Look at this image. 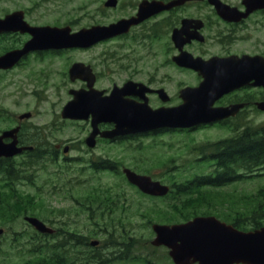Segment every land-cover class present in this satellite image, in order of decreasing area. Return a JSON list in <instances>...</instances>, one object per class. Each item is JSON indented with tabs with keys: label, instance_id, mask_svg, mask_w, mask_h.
Returning <instances> with one entry per match:
<instances>
[{
	"label": "rangeland",
	"instance_id": "374dc122",
	"mask_svg": "<svg viewBox=\"0 0 264 264\" xmlns=\"http://www.w3.org/2000/svg\"><path fill=\"white\" fill-rule=\"evenodd\" d=\"M103 2L104 0L51 1L39 9L38 12L42 14L40 21H53L58 17L62 23L73 21L79 30L115 20L128 13L119 9L105 15ZM1 7L9 8V1L1 0ZM105 48L104 43L87 50L48 57L43 64H34L33 69L50 70H46L51 75L50 82L56 84L57 88L47 92H36L32 82L23 78L22 70L5 74L0 80V133L15 127L17 117L30 111L33 116L24 121L23 138L30 140L32 145L49 151L55 144L61 143L62 146L64 142L71 140L75 144L70 153L55 155V161L52 158L40 160L28 171L27 180L18 184V195L33 196L41 208L35 214L27 212L12 221L0 222V228L4 230L3 235H0V260L3 264H22L33 256V246L40 243V237H36L37 232L25 221V216L38 217L48 226L75 233L77 237L87 235L88 242L99 240L100 245L96 250L103 255L126 252L125 245H114L113 242H127V234L130 235L136 245L130 246L128 254L137 256V262L115 261L111 264H145L143 261L150 264H173L168 249L157 248L150 243L155 236L153 223L167 224L159 222L155 217L158 214L152 212V209L156 205L166 208L171 199H153L142 195L121 174L110 171L96 173L90 168V160L97 162L100 160L98 156H105V161L113 160L119 166L135 168L140 173H148L147 175L171 186L174 182L192 178L196 173L211 174L213 165L210 167V163L200 161L203 157L200 150L202 146L220 140L225 135L224 130H198L188 134L168 132L105 143V146L92 152L82 144L88 124L63 120L60 113L63 106L72 99L69 90L80 87L79 83L72 84L65 76L75 60L89 63L100 72L98 89H107L111 83L124 78L118 70V65L122 64L118 63V59L114 60L115 66L105 60ZM67 59H70L71 64L67 65ZM173 86L175 87L169 86L171 92ZM263 120L264 115H258L251 127L264 126ZM24 159L28 158L18 156L14 161L21 163ZM261 187H264V171L260 176L222 188H204L201 197L204 199L199 201L201 204L197 209L200 213L207 212L229 222L228 219L233 220L237 212L248 213L247 209L253 208L248 203ZM105 191L110 200L105 201ZM17 210L23 212V209ZM248 216L247 214L242 221L250 224ZM105 225L106 230L113 229V235H107ZM62 239L60 234L55 238H41L44 244H55ZM76 248L81 252L79 261L80 258H86V264H90L91 248L88 245Z\"/></svg>",
	"mask_w": 264,
	"mask_h": 264
},
{
	"label": "flooded vegetation",
	"instance_id": "af4514ba",
	"mask_svg": "<svg viewBox=\"0 0 264 264\" xmlns=\"http://www.w3.org/2000/svg\"><path fill=\"white\" fill-rule=\"evenodd\" d=\"M8 1L9 8H0V19L16 17L19 21H25L30 27H69L71 32L78 31L73 21L62 23L58 17L53 21H40L42 14L38 12L39 9L44 4L56 0ZM109 1L104 0L103 2L102 9L105 10V15L107 12L119 9L126 10L128 13L115 20L102 23L105 26H110L122 19L137 18L143 3H159L155 4L156 9L150 13L149 17L131 26L127 32L107 38L98 44L105 43V60L108 63L110 61L115 66L114 60L116 59L118 63H122L118 65V70L124 76L119 82L111 83L109 88L102 89L105 95H109L116 88L129 89L130 95H125V98L129 100L140 103L146 97L147 103L153 109L169 108L182 103L181 91L183 89L199 86L202 81H206L205 76H207L208 79L221 83L228 90L216 99L213 108L227 109L226 112L229 115L194 130H224L225 135L218 140L219 143H223L221 146L229 145L244 134L252 133L251 124L255 122V118L258 115H264V110L260 108L261 105L264 106V2L262 0L251 2L221 0V3L215 0H184L181 2L176 0H115L114 5H108ZM58 11L62 13L60 9ZM32 38L30 33L21 30L0 33V49L3 48L0 50V56L9 51L22 49ZM77 50L83 49L30 51L24 54L12 68L0 69V80L5 74L22 70L23 78H28L32 82L36 92L56 89V84L50 82L51 75L47 72L50 71L48 68L46 71L32 67L34 64H43L48 57L60 56ZM66 63L71 64L70 59H67ZM76 63L78 62L75 60L70 65L65 76L72 84L79 83L80 87L70 89L69 95L71 91L87 89L86 82L80 78L73 79L70 75V69ZM91 67L95 74L94 86L98 89L101 74L95 67L92 65ZM42 80L43 83H40ZM172 85L175 87L173 86L171 92L169 86ZM32 113L30 111L23 113L28 114L24 119H20L23 115L20 114L17 117V125L9 129H19L16 134L17 145L28 148L22 156L29 158V155L38 153L44 155L43 159L54 158L58 153L66 155L68 151L74 149L75 144L72 140L64 142L62 146L61 143L55 144L51 150L47 151V149L32 145L30 140L23 138L24 121L31 119ZM85 123L89 128L82 144L87 146L86 139L91 134L92 128L90 120ZM112 128L111 124L99 125L101 132ZM160 133L164 132L126 136L114 141L98 136L95 148H88L93 152L105 146V143L112 144ZM12 140L13 137H8L5 142L9 143ZM98 158L100 160L97 162L90 160V168L96 173H105V156H98ZM217 165L222 169L225 167L220 162ZM110 170L116 171L114 167Z\"/></svg>",
	"mask_w": 264,
	"mask_h": 264
},
{
	"label": "water",
	"instance_id": "95a60500",
	"mask_svg": "<svg viewBox=\"0 0 264 264\" xmlns=\"http://www.w3.org/2000/svg\"><path fill=\"white\" fill-rule=\"evenodd\" d=\"M215 1L221 3L220 0ZM157 3L159 2L143 3L137 18L122 19L110 26H93L75 34L70 33V28H30L15 17H7L0 20V33L22 29L21 31H29L33 39L24 49L0 57V69L11 68L25 53L32 50L88 48L107 38L127 32L131 26L149 17L156 9ZM114 4L115 0L108 2V5ZM70 73L72 78L77 77L87 81L90 90L71 92L75 99L65 106L62 116L80 120L92 118L93 132L86 140L90 147L95 146V138L98 134L113 139L165 128L185 129L229 115L225 111L212 109L216 99L228 90L221 83L208 79L207 76H205L206 81H203L199 87L182 92L183 103L180 106L153 110L148 106L146 98L144 103L139 104L126 99L125 95L131 93L129 89L121 92L115 90L111 96L103 97L104 91L94 90L92 87L95 80L90 66L75 64ZM27 116L23 115L21 118ZM103 122L113 123L114 129L101 133L98 125ZM17 131L18 129L6 131L0 136V157H13L24 150L17 147L14 136ZM6 137L15 139L11 143H5ZM124 172L128 180L144 193L154 196H165L169 193L170 188L160 181H154L151 177L137 174L128 168H125ZM25 220L41 233L54 232L36 217L27 216ZM153 230L156 236L151 242L152 245L166 246L174 264H264V227L243 232L214 216H198L180 224L156 223L153 225ZM3 231L0 228V235ZM98 243L93 241L91 245L96 246Z\"/></svg>",
	"mask_w": 264,
	"mask_h": 264
},
{
	"label": "trees",
	"instance_id": "16d2710c",
	"mask_svg": "<svg viewBox=\"0 0 264 264\" xmlns=\"http://www.w3.org/2000/svg\"><path fill=\"white\" fill-rule=\"evenodd\" d=\"M187 131L189 132V130ZM222 144H212L209 146L210 148L206 149V152H210V155L207 156L208 158L220 162L225 167L215 170L214 175L207 176L196 173L188 180L179 183L174 182L171 185L169 195L165 197V199H171L167 207L164 208L156 205L152 209V212L158 214L155 216L158 221L175 223L177 221H187L199 215L210 214L207 212L200 213L197 209V206L201 204L199 201L204 199L201 198L204 193V188L222 187L231 182L243 179L246 177L247 172L254 173L258 168L264 167V126L254 128L252 133L248 135L244 134L240 139L229 145L224 144L221 146ZM41 159L43 157L38 153L29 155V160H24L21 164L14 161V159L0 158V222H9L19 215L27 212L35 214L36 211L38 212L40 210L41 206L34 200L33 196L18 195L17 186L22 181L27 180L29 177L27 175L28 171L39 163ZM115 165L116 163L114 161H105L106 169L109 167L112 168ZM108 195L107 191H105V201L110 200V197H107ZM97 197L99 198V196ZM248 205L253 206L252 209H247L252 210L249 215L251 227L248 229L264 226V188L260 189L253 196V200ZM17 209H23V212L20 213ZM237 214L239 216L234 218L233 224L238 228L247 230L248 224L242 221L244 214L239 212ZM106 228L107 226L105 225L107 235H113V231H111L113 229L108 228L106 230ZM59 234L63 239L55 244H44L43 240H41L42 237L55 238ZM36 237H40V243L37 246H33V256L26 259L22 264H86L88 262L86 258H80L79 261L81 252L76 248L80 245H88L90 247L87 242L89 238L87 235H79L77 237L75 233L58 230L56 234L49 236L36 233ZM126 241L113 242L114 245H125L126 252L121 251L119 254L103 255L99 250H96L97 247H90L92 251L90 264H111L115 263V261H119V263L128 261L137 262V256L133 257L128 254L130 246L136 245V242L134 244L132 237L130 235L128 236V234ZM143 262L150 264L147 261ZM0 264H3L1 260Z\"/></svg>",
	"mask_w": 264,
	"mask_h": 264
}]
</instances>
